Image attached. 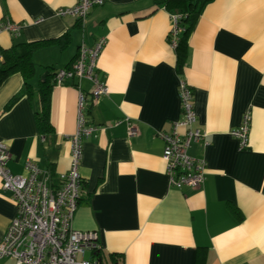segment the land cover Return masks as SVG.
I'll return each instance as SVG.
<instances>
[{
    "label": "crops",
    "instance_id": "crops-1",
    "mask_svg": "<svg viewBox=\"0 0 264 264\" xmlns=\"http://www.w3.org/2000/svg\"><path fill=\"white\" fill-rule=\"evenodd\" d=\"M181 1L105 0L80 19L56 14L77 0H0V21L22 24L15 35L0 31V52L33 44L29 88L18 71L0 77V141L9 147L8 168L24 174L26 161L34 160L57 185L70 165L82 97L94 130L82 143L72 225L97 235L101 264H264V0L206 2L178 67L169 31ZM100 39L95 74L108 93L94 98L87 79L52 85L49 123L40 128V86L51 83L48 72L70 67L81 44ZM181 80L193 91V127L206 132L205 142L188 149L206 163L196 189L171 183L158 134L182 117ZM246 112L243 148L230 132ZM127 120L137 128L133 136ZM15 213L11 191L0 185V239ZM0 264L14 260L4 257Z\"/></svg>",
    "mask_w": 264,
    "mask_h": 264
},
{
    "label": "built area",
    "instance_id": "built-area-1",
    "mask_svg": "<svg viewBox=\"0 0 264 264\" xmlns=\"http://www.w3.org/2000/svg\"><path fill=\"white\" fill-rule=\"evenodd\" d=\"M105 0H77L68 7L56 10L58 16L84 18L91 7L101 5ZM169 42L176 47L180 31V14L172 13ZM41 18L35 20L39 22ZM22 24L9 19L0 21V31L18 34ZM104 39L94 45L81 44L70 67L57 68L54 85L71 80L87 79L92 83L91 94L99 98L108 93V86L95 74L97 59L104 46ZM3 55L0 53V62ZM178 95L182 117L171 124L169 131L159 132L163 141L162 159L171 183L177 188H199L206 173V163L188 153L192 143L205 142L206 132L193 127L196 112L193 105V91L183 80L179 83ZM82 97L79 99L76 130L70 136V165L59 174L57 185L49 184L48 170L39 167L34 160H27L24 174H14L8 168L11 158L9 147L0 141V185L11 191L16 204L15 216L8 223L0 239V259L9 257L14 264H101L97 258H85L87 251L101 248L94 232L77 230L73 227L81 195L79 161L83 140L89 137L94 127L88 125L83 113ZM249 113L242 118L240 128L231 130L240 147L247 145ZM137 128L127 120V134L133 136Z\"/></svg>",
    "mask_w": 264,
    "mask_h": 264
},
{
    "label": "trees",
    "instance_id": "trees-1",
    "mask_svg": "<svg viewBox=\"0 0 264 264\" xmlns=\"http://www.w3.org/2000/svg\"><path fill=\"white\" fill-rule=\"evenodd\" d=\"M166 1L169 0H165V2ZM208 1L209 0H183L181 1L180 8L173 12L180 14V18L178 21L180 31L175 47L178 67L181 66L184 59L188 35L192 30L202 7ZM32 45V43H24L23 45L18 44L6 53L0 52L4 56V60H2L0 63H3L5 65V68L0 70L1 78L8 75L9 73L18 71L21 73L24 79V87L26 89L29 88L30 79L33 75L34 70L33 63L31 61V53L33 51ZM54 74L55 70L52 73L48 72V76H52L51 83H49L48 81L46 83L44 81L40 86L42 107L41 111L36 117L37 124L40 128H42L43 126L47 128V125L49 123V90L50 87L54 85ZM17 98L18 96H14L12 99H10V101L6 104V108H8ZM92 253L93 258H97L98 261H100V250H94Z\"/></svg>",
    "mask_w": 264,
    "mask_h": 264
}]
</instances>
